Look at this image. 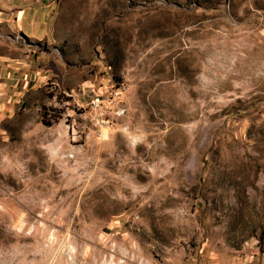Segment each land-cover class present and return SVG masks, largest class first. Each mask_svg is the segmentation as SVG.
Wrapping results in <instances>:
<instances>
[{"label":"rangeland","instance_id":"rangeland-1","mask_svg":"<svg viewBox=\"0 0 264 264\" xmlns=\"http://www.w3.org/2000/svg\"><path fill=\"white\" fill-rule=\"evenodd\" d=\"M6 58L0 264H264V0H0Z\"/></svg>","mask_w":264,"mask_h":264},{"label":"crops","instance_id":"crops-1","mask_svg":"<svg viewBox=\"0 0 264 264\" xmlns=\"http://www.w3.org/2000/svg\"><path fill=\"white\" fill-rule=\"evenodd\" d=\"M24 10H25V8L22 9V13L24 12ZM20 20L22 21V19H20ZM21 21H20V23H21ZM34 21H35L34 23H36V20H34ZM7 62H8V59L7 58L6 59H0V74L1 75L3 74V72L6 69L2 64L3 63H7ZM17 65H21V62L20 61L14 62V64L11 67L12 68H16ZM2 83H4L3 80H2Z\"/></svg>","mask_w":264,"mask_h":264}]
</instances>
